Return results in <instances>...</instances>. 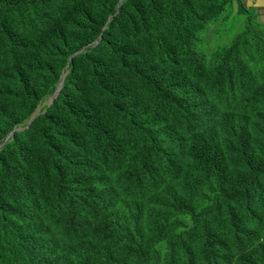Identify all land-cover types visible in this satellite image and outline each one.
<instances>
[{
  "label": "trees",
  "instance_id": "trees-1",
  "mask_svg": "<svg viewBox=\"0 0 264 264\" xmlns=\"http://www.w3.org/2000/svg\"><path fill=\"white\" fill-rule=\"evenodd\" d=\"M260 9L0 0V264H264Z\"/></svg>",
  "mask_w": 264,
  "mask_h": 264
},
{
  "label": "rangeland",
  "instance_id": "rangeland-1",
  "mask_svg": "<svg viewBox=\"0 0 264 264\" xmlns=\"http://www.w3.org/2000/svg\"><path fill=\"white\" fill-rule=\"evenodd\" d=\"M247 4L264 8V0H247ZM258 21L264 24V9L259 10ZM238 30L237 19L235 18L233 23L229 14L225 21L209 25L206 32L199 38L200 51L204 52L202 55L205 57V61L210 63L215 48L227 45L230 34Z\"/></svg>",
  "mask_w": 264,
  "mask_h": 264
},
{
  "label": "clouds",
  "instance_id": "clouds-1",
  "mask_svg": "<svg viewBox=\"0 0 264 264\" xmlns=\"http://www.w3.org/2000/svg\"><path fill=\"white\" fill-rule=\"evenodd\" d=\"M118 7H120V4H118ZM204 30L199 34L198 36V39H197V43L199 44V38L204 34ZM98 43V40L95 42V45ZM89 47V46H87ZM80 52H76L75 54H73L69 60H68V63L70 62V60L72 59V57L76 56L77 54H79ZM213 64V63H212ZM211 64H207V66H210ZM68 66V65H67ZM67 66L65 67V69L63 70L62 73L66 72V68ZM65 73L61 76V78L59 79V82H58V86H57V89L54 91V93L52 95H50L49 97L46 98V101L41 103L37 109H36V114L32 115L31 118L29 119V121L27 122L25 128L29 127L30 123L33 122V120L35 119V117L37 115H39L40 113H43V112H40L42 107H44L45 105H51L53 103V101L55 100V98L58 96V94L60 93V91L62 90L63 88V80H64V77H65ZM22 129L21 128H16L14 129L12 132H10L7 136H6V139L5 141L3 142V144L0 145V148L8 141V139L15 133V132H18V131H21ZM153 190V189H152ZM152 192H158L156 190H153Z\"/></svg>",
  "mask_w": 264,
  "mask_h": 264
}]
</instances>
